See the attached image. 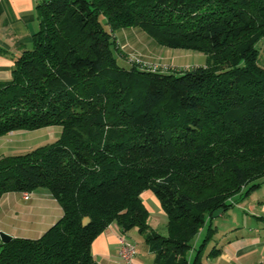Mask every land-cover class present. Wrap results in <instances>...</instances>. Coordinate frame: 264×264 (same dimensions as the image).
<instances>
[{
	"label": "trees",
	"instance_id": "obj_1",
	"mask_svg": "<svg viewBox=\"0 0 264 264\" xmlns=\"http://www.w3.org/2000/svg\"><path fill=\"white\" fill-rule=\"evenodd\" d=\"M37 8L31 45L0 82V137L61 131L0 159V197L43 188L62 215L37 238L0 242V264H97L91 244L113 222L122 233L136 229L156 264H202L214 227L187 256L213 212L264 183V64L255 47L264 0H47ZM135 27L205 63L161 69L128 58L114 32ZM144 190L158 199L166 234L147 223Z\"/></svg>",
	"mask_w": 264,
	"mask_h": 264
},
{
	"label": "crops",
	"instance_id": "obj_2",
	"mask_svg": "<svg viewBox=\"0 0 264 264\" xmlns=\"http://www.w3.org/2000/svg\"><path fill=\"white\" fill-rule=\"evenodd\" d=\"M45 1L47 0H0V82L10 79L15 59L30 47L31 36L38 28L37 5ZM44 128L55 139L61 131V128ZM22 132L27 131L10 132L0 137V157L31 149L30 146L22 148L24 141L18 139ZM16 134L18 136L15 139ZM258 190H261L258 195L242 199L236 207L211 216L204 224L195 238L205 236L207 225L214 227L215 231L202 251V264H260L264 260V189L260 186ZM144 196L160 206L155 195L145 190L141 193V199L148 212ZM160 211L165 216L162 208ZM61 215V206L43 188L30 192L27 199L22 197V192L17 191L6 192L0 197V230L12 237L37 238ZM125 234L127 233H122L113 222L97 235L91 244L95 262L126 264L118 257V241ZM139 236L142 237L141 234ZM144 245L143 253H136L129 264H156L148 245ZM212 247L219 251L208 255ZM195 250L196 246L193 244L188 252V261L192 260Z\"/></svg>",
	"mask_w": 264,
	"mask_h": 264
},
{
	"label": "rangeland",
	"instance_id": "obj_3",
	"mask_svg": "<svg viewBox=\"0 0 264 264\" xmlns=\"http://www.w3.org/2000/svg\"><path fill=\"white\" fill-rule=\"evenodd\" d=\"M104 27L108 30L107 26ZM114 33L117 35L118 41L121 43V45L125 44L124 46L127 47L125 52L129 54L127 55L128 58L138 57L149 66H155L161 69H178L185 67H193L196 65H203L205 63L204 54L193 50L172 49L159 46L144 31L137 27L119 29ZM255 47L258 50L259 62L261 64H264V37H262L255 44ZM47 127L60 129V126L57 125ZM19 135L21 136L18 137V139L22 140V142L24 141V145H22V148H24V146H30L32 148L55 140V137L53 138L49 134L48 130L45 128L22 132ZM17 136L18 134H16L14 138L16 139ZM261 189H264V183L261 184ZM257 190L251 192L247 197L242 196L241 198L244 199L258 195L261 190ZM144 197L147 200L146 204L148 205L150 212V215H148L147 223L151 228L155 229L157 232L161 234H166V219L165 216L163 214L161 215L160 213V206H158L154 200H151L147 196ZM241 198H238L237 200H242ZM240 200L239 202H235L231 208H234L237 204H240ZM125 237L135 244L136 253H143L142 247L145 246V242L143 241L142 237L139 236V233L136 229H132L130 232L128 231V233L125 234ZM202 238L203 235H199L197 236V238H194L193 244L196 246V248H198Z\"/></svg>",
	"mask_w": 264,
	"mask_h": 264
},
{
	"label": "built area",
	"instance_id": "obj_4",
	"mask_svg": "<svg viewBox=\"0 0 264 264\" xmlns=\"http://www.w3.org/2000/svg\"><path fill=\"white\" fill-rule=\"evenodd\" d=\"M30 192H22V197L27 199L29 198ZM119 248H118V257L119 259L126 264L132 263L133 258L136 255L135 244L127 239L125 235H122L119 238ZM260 264H264V260Z\"/></svg>",
	"mask_w": 264,
	"mask_h": 264
},
{
	"label": "water",
	"instance_id": "obj_5",
	"mask_svg": "<svg viewBox=\"0 0 264 264\" xmlns=\"http://www.w3.org/2000/svg\"><path fill=\"white\" fill-rule=\"evenodd\" d=\"M1 158H2V156L0 157V159ZM221 211H222L221 209H218V210L214 211L212 216H217V214L219 212H221ZM88 221H89V218L87 216H85L82 219V224L85 225L86 223H88ZM11 239H12V236L10 234L0 230V242L5 243V242H8Z\"/></svg>",
	"mask_w": 264,
	"mask_h": 264
}]
</instances>
